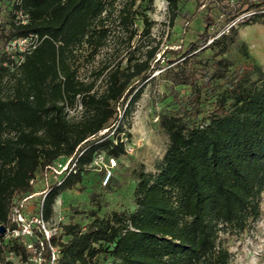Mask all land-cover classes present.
<instances>
[{
  "label": "trees",
  "instance_id": "trees-1",
  "mask_svg": "<svg viewBox=\"0 0 264 264\" xmlns=\"http://www.w3.org/2000/svg\"><path fill=\"white\" fill-rule=\"evenodd\" d=\"M1 1L7 6L0 58L8 65L0 70V227L5 226L0 264H13L10 253L23 261L30 256L21 239L6 237L13 205L37 191L31 180L47 165L77 154L75 170L52 183L44 198L43 217L49 221L57 198L83 183L98 153L118 159L127 153L126 124L145 86L134 82L147 77L151 65L148 59L124 68L106 65L96 79L80 77L78 52L90 47L96 55L106 43L109 0ZM167 1L173 23L178 0ZM262 6L264 0L249 3L252 22L264 23ZM19 8L28 22L15 23ZM129 17L124 14L122 22ZM207 24L184 57L188 61L201 47L211 49L212 69L201 83L181 77L187 96L160 114L168 144L155 171L144 165L135 171V209L108 216L92 211L86 225L62 224L51 239L59 250L56 264H230L222 235L242 233L262 216L264 69L252 64L232 70L225 55L237 41L238 27L230 23L217 33ZM31 33L40 43L12 66L2 47ZM102 76L105 87L98 90ZM209 93L212 107L204 114ZM80 105L81 113L71 115ZM102 179L100 185L109 188L113 178L107 185ZM49 258L47 253L45 264Z\"/></svg>",
  "mask_w": 264,
  "mask_h": 264
},
{
  "label": "rangeland",
  "instance_id": "rangeland-1",
  "mask_svg": "<svg viewBox=\"0 0 264 264\" xmlns=\"http://www.w3.org/2000/svg\"><path fill=\"white\" fill-rule=\"evenodd\" d=\"M104 14V25L108 29L106 43L96 55H91V48L78 52L76 64L82 79H96L102 67L108 65L114 69L118 65L126 67L132 63L150 60L151 69L145 78L139 77L134 85L145 84L144 92L136 104L126 124L131 133L126 148L130 150L118 159L109 188L100 185V168L92 165L86 173L83 183L61 193L54 205V214L45 221L53 229L66 223L86 225L92 211L100 216H108L114 211H133L135 209L134 173L141 165L145 170L155 171L156 164L165 153L168 136L159 124L160 114L178 106L177 100H184L189 92L187 84L180 78L190 75L187 81L201 83L204 76L212 69L213 52L200 49L190 54L186 61L184 54L190 50V44L197 39L206 24L209 31L220 33L230 23L238 27L237 41L225 55L232 64V70L250 65L264 69V23L252 22V10L249 3L256 0H178V16L172 23L167 0H109ZM129 8L130 12L125 11ZM260 10H264V6ZM129 13L126 23L122 16ZM234 15H236L235 18ZM232 19V20H230ZM249 21V22H248ZM148 29V30H147ZM134 31L136 33H134ZM148 31V32H147ZM210 42V41H209ZM242 43L246 45L244 48ZM176 73V75H175ZM255 77V76H254ZM105 87L104 76L100 77L96 89ZM219 90L222 85H216ZM211 94H206L204 114L212 107ZM81 107L71 110V115H79ZM122 115V111L121 114ZM65 162V159H62ZM52 178L39 172L35 190L46 187V179ZM20 202V201H19ZM40 196L24 201L23 211L30 221L39 211ZM263 213L242 233H224V244L231 251L230 264H264V192L262 195ZM37 250L30 251V256L39 257V264H45L47 247L40 229H34ZM13 264H34L33 259L23 261L20 255H8Z\"/></svg>",
  "mask_w": 264,
  "mask_h": 264
},
{
  "label": "built area",
  "instance_id": "built-area-1",
  "mask_svg": "<svg viewBox=\"0 0 264 264\" xmlns=\"http://www.w3.org/2000/svg\"><path fill=\"white\" fill-rule=\"evenodd\" d=\"M10 1L13 2L16 0H9V2ZM6 4V2H0V25L3 22V13L5 12V8L7 6ZM28 19L29 15L25 13L23 9L19 8L15 10V23H26L28 22ZM40 41L41 39L38 34L31 33L26 36H20L9 40L2 47V51L5 52V54L14 61L12 63L13 66L15 65V63H21L25 59L26 53L31 52L40 43ZM2 65H8V63L6 61L3 62L0 58V70ZM126 150L128 152L130 148H126ZM62 159H65V162H62ZM76 161L77 154H74L71 156H62L56 161H54L52 164L47 165L41 173H43L44 176L52 178L51 183L49 182L48 178L44 177L47 181L46 187L43 190H40L38 192L36 191L18 200L12 207V213L10 218L11 226L7 228L6 237L21 239L28 248V250H34L36 252L38 245L37 239H35L33 234L34 229H40V232L44 236V240L46 242V247L48 249L47 253H50L49 264H56L59 256L58 248L51 242L52 237L59 234V228L56 227L50 229L47 227L45 222L47 220H45L43 217V201L48 190L51 188L52 183L61 182L62 178L66 174L75 170ZM92 165H96L100 168V171L102 172L103 176L102 184L107 185L114 175V169L118 165V158L107 155L106 153H98L95 156ZM36 180L37 177L33 178L31 180V184H35ZM34 196H40L39 211L38 214L35 215L30 221H27L26 214L23 211L24 201L33 198ZM9 255L12 256L14 254L10 253ZM32 259L36 261L34 264H39L37 262L39 260H42V255L40 254L38 258L29 256V260H27L26 262H29Z\"/></svg>",
  "mask_w": 264,
  "mask_h": 264
},
{
  "label": "water",
  "instance_id": "water-1",
  "mask_svg": "<svg viewBox=\"0 0 264 264\" xmlns=\"http://www.w3.org/2000/svg\"><path fill=\"white\" fill-rule=\"evenodd\" d=\"M1 231H5V226L0 227Z\"/></svg>",
  "mask_w": 264,
  "mask_h": 264
},
{
  "label": "clouds",
  "instance_id": "clouds-1",
  "mask_svg": "<svg viewBox=\"0 0 264 264\" xmlns=\"http://www.w3.org/2000/svg\"><path fill=\"white\" fill-rule=\"evenodd\" d=\"M252 264H257V262L256 261H253Z\"/></svg>",
  "mask_w": 264,
  "mask_h": 264
}]
</instances>
